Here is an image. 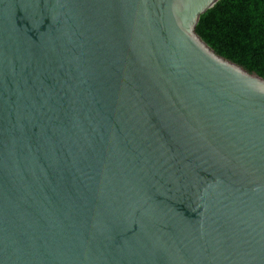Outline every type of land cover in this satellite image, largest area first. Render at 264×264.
Masks as SVG:
<instances>
[{
	"label": "water",
	"instance_id": "95a60500",
	"mask_svg": "<svg viewBox=\"0 0 264 264\" xmlns=\"http://www.w3.org/2000/svg\"><path fill=\"white\" fill-rule=\"evenodd\" d=\"M221 0H0V264H264V77L197 32Z\"/></svg>",
	"mask_w": 264,
	"mask_h": 264
},
{
	"label": "trees",
	"instance_id": "16d2710c",
	"mask_svg": "<svg viewBox=\"0 0 264 264\" xmlns=\"http://www.w3.org/2000/svg\"><path fill=\"white\" fill-rule=\"evenodd\" d=\"M197 32L221 55L264 77V0H221Z\"/></svg>",
	"mask_w": 264,
	"mask_h": 264
}]
</instances>
